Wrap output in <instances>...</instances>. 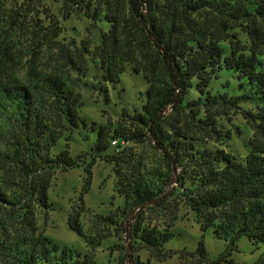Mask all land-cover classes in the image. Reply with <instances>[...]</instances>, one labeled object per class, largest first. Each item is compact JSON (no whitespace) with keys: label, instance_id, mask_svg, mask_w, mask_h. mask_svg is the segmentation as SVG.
I'll list each match as a JSON object with an SVG mask.
<instances>
[{"label":"trees","instance_id":"obj_1","mask_svg":"<svg viewBox=\"0 0 264 264\" xmlns=\"http://www.w3.org/2000/svg\"><path fill=\"white\" fill-rule=\"evenodd\" d=\"M66 2L91 20L97 34L92 47L76 48L81 62L79 56L69 57L77 73L73 79L35 73L20 80L12 34L0 16V168L5 174L0 178V259L5 264H97L91 251L61 245L39 231L34 209L50 208L52 175L78 165L82 156L72 157L68 143L51 152L60 138L67 141L80 124L86 126L78 88L106 93L126 64L143 74L148 87L141 111L124 114V122L112 128L97 129L93 159L111 164L116 190L125 200L99 216L102 222L118 224L131 239L132 252L145 248L166 255L170 226L151 225L142 209L164 211L175 200L195 211L203 230L212 227L229 250L242 236L264 246V0ZM41 38L52 40L47 33ZM84 60L95 62L101 80L86 79ZM223 70L237 76L240 94L212 92L210 83ZM240 103L256 108L246 111L257 137L246 139L244 156L208 143L210 132L222 136L216 116ZM143 140L161 154L164 168L148 169L142 154L127 146ZM110 141H116V149L105 153ZM79 216L70 214L69 225L95 248L99 241L85 232ZM126 249L119 264L129 259ZM197 252L206 256L202 243ZM229 253L211 264H240ZM132 260L145 264L138 255ZM252 264H264V250Z\"/></svg>","mask_w":264,"mask_h":264},{"label":"rangeland","instance_id":"obj_2","mask_svg":"<svg viewBox=\"0 0 264 264\" xmlns=\"http://www.w3.org/2000/svg\"><path fill=\"white\" fill-rule=\"evenodd\" d=\"M0 3L5 8L0 11L5 29L12 34L18 69L16 75L20 80L27 81L35 73L58 74L66 79L77 76L69 57L79 56L76 59L81 62L84 57L79 55L76 48L96 44L97 34L90 19L81 11H75L66 0H0ZM44 33L52 40L44 41L41 38ZM239 37L246 40V36L241 33ZM82 54L85 56L84 52ZM84 65H87L88 81L101 80L95 62L84 60ZM147 87L148 82L143 74L133 71L131 65L126 64L119 82L108 83L106 93L94 88H78L84 101L79 114L86 126L80 124L67 141L60 138L51 152L58 153L68 143L72 157L77 154L82 156L78 165L67 170L58 168L52 175L48 189L50 208L34 209L39 231L61 245L72 246L82 252L91 251L97 264H119L121 258L125 257L127 245L129 259L126 258L125 264H132V259L137 255L145 264H211L212 260L228 251V258L235 262L252 264L264 250L262 244L257 245L242 236L236 243L237 248L229 250L227 242L216 237L212 227L203 230L195 211L181 201L175 203L174 200L171 209L164 211L159 207L142 209L146 221L151 225L160 228L170 226L173 235L164 244L166 255H155L145 248L132 252L131 239L121 231V227L118 224H105L99 217L122 207L125 200L116 190L111 164L99 157L93 159L92 145L97 129L99 126L112 128L118 121L124 122V114L132 115L141 111ZM210 89L213 93L228 92L234 95L243 91L239 87L237 76L226 70L220 73L218 79L211 81ZM251 109H256L253 104L240 103L239 107H232L226 114L216 116V129L222 136L210 132L212 138H208L209 145L232 154L246 155V139L257 137L246 114ZM110 143L111 146L105 153H113L116 149L111 141ZM127 146L142 154L148 169L164 168L161 154L149 141H131ZM2 175H5L4 170L0 168V178ZM173 185L174 182L166 190L170 191ZM76 212L80 214L79 219L85 232L94 235L99 241L95 248L89 247L84 237L70 227L69 215ZM136 212L138 210L132 213ZM131 217L128 226L131 224ZM200 243L204 246L205 257L197 252ZM0 264L5 262L0 259Z\"/></svg>","mask_w":264,"mask_h":264},{"label":"built area","instance_id":"obj_3","mask_svg":"<svg viewBox=\"0 0 264 264\" xmlns=\"http://www.w3.org/2000/svg\"><path fill=\"white\" fill-rule=\"evenodd\" d=\"M112 145L117 146L116 141H112Z\"/></svg>","mask_w":264,"mask_h":264}]
</instances>
